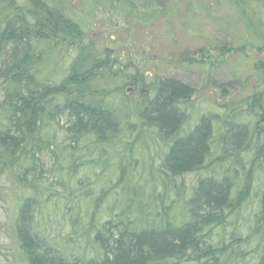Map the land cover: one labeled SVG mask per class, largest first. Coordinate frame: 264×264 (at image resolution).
Masks as SVG:
<instances>
[{"label": "trees", "instance_id": "16d2710c", "mask_svg": "<svg viewBox=\"0 0 264 264\" xmlns=\"http://www.w3.org/2000/svg\"><path fill=\"white\" fill-rule=\"evenodd\" d=\"M221 1L264 29V2ZM65 58L70 64L58 71ZM193 95L186 83L87 42L46 0H0V200L15 211V262L264 264V92L190 121ZM147 142L160 148L162 194L134 174ZM107 168L113 178L95 194ZM190 175L195 182L182 197ZM251 198L248 226L237 227ZM62 200L93 213L83 228L72 219L64 242L39 221L45 206ZM102 205L108 217L100 222Z\"/></svg>", "mask_w": 264, "mask_h": 264}, {"label": "rangeland", "instance_id": "374dc122", "mask_svg": "<svg viewBox=\"0 0 264 264\" xmlns=\"http://www.w3.org/2000/svg\"><path fill=\"white\" fill-rule=\"evenodd\" d=\"M46 1L79 24L87 42L92 41L98 48L114 49L123 60H132L143 71L189 85L194 91L190 111H196L190 121H195L197 114L217 112L224 105L240 101L253 90L264 92V29L233 3L226 4L221 0H120L115 4L105 0ZM260 2L264 0L256 1ZM228 46L234 51L226 50ZM185 57H188L187 61L182 63L181 59ZM70 60L60 61L57 70L60 71V65L62 69L66 68ZM151 145L147 142L142 147L145 156L139 155L138 151L134 174L138 184L144 185L146 190L155 188V193L162 194L156 171L161 152L159 146ZM110 161L114 163L113 158ZM108 176L113 178L112 168H107L99 179L95 194L107 182ZM75 180L70 187L72 197H76ZM176 181L180 182L179 179ZM183 182L186 188L182 197H186L195 177L187 176ZM254 186L255 190L261 189L262 183L257 181ZM173 196L170 191L166 205ZM66 203L62 200L57 206L48 204L39 219L47 236L61 242L68 237L72 219L78 217V225L82 227L93 214L91 207L88 209L84 203L78 208ZM176 206L177 203L172 207L173 212ZM254 207L255 200L251 198L236 219L237 227L248 226L243 222L250 217ZM107 215L103 207L96 220L101 222ZM13 216L12 205L0 200V264H21L15 262L18 257L11 236ZM231 232L232 227L226 228L221 236L228 240Z\"/></svg>", "mask_w": 264, "mask_h": 264}]
</instances>
